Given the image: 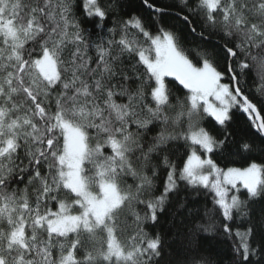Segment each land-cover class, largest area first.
I'll return each instance as SVG.
<instances>
[{"label": "snow or ice", "instance_id": "obj_1", "mask_svg": "<svg viewBox=\"0 0 264 264\" xmlns=\"http://www.w3.org/2000/svg\"><path fill=\"white\" fill-rule=\"evenodd\" d=\"M139 4L0 0V264H264V0Z\"/></svg>", "mask_w": 264, "mask_h": 264}, {"label": "trees", "instance_id": "obj_2", "mask_svg": "<svg viewBox=\"0 0 264 264\" xmlns=\"http://www.w3.org/2000/svg\"><path fill=\"white\" fill-rule=\"evenodd\" d=\"M127 11L130 13H132V12L140 13L144 17L145 23L150 24L148 14L146 11L141 9L140 4H139V0H128ZM167 79H168L169 85L174 86V82L172 81V78H167ZM258 83L259 82L257 81L253 84V90L258 85ZM202 123H203V126H205L206 128H209V129L215 131V129L213 127L214 121H212L210 118L206 119ZM233 129L236 132L237 136H247V135L251 134L246 123H245V121H244V119L239 118V117H237L236 122L233 125ZM213 158L215 160H217V162L220 163L222 167L225 165V163H227L228 166H242L244 164V161L240 160L239 158H236L234 161H228V162L222 161L219 156H214ZM259 159L260 158L257 157L258 161H259ZM199 203L201 206L203 205V203H204L203 197L199 198ZM209 206H211V205L209 204ZM204 246H205V248H207L208 252L212 256L215 257V259L218 261V264H227L228 256L226 254V251L223 249V246H218V245H215L211 242H205Z\"/></svg>", "mask_w": 264, "mask_h": 264}]
</instances>
